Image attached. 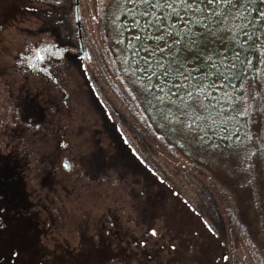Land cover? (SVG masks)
<instances>
[{
    "label": "rangeland",
    "instance_id": "374dc122",
    "mask_svg": "<svg viewBox=\"0 0 264 264\" xmlns=\"http://www.w3.org/2000/svg\"><path fill=\"white\" fill-rule=\"evenodd\" d=\"M110 1L78 0L85 56L55 69L64 105L16 63L76 43L75 0H0V264H255L242 237L224 261L196 208L208 182L133 109L104 42Z\"/></svg>",
    "mask_w": 264,
    "mask_h": 264
},
{
    "label": "trees",
    "instance_id": "16d2710c",
    "mask_svg": "<svg viewBox=\"0 0 264 264\" xmlns=\"http://www.w3.org/2000/svg\"><path fill=\"white\" fill-rule=\"evenodd\" d=\"M156 4L110 1L103 36L117 79L148 133L208 182L196 208L224 261L242 237L264 264V0Z\"/></svg>",
    "mask_w": 264,
    "mask_h": 264
},
{
    "label": "flooded vegetation",
    "instance_id": "af4514ba",
    "mask_svg": "<svg viewBox=\"0 0 264 264\" xmlns=\"http://www.w3.org/2000/svg\"><path fill=\"white\" fill-rule=\"evenodd\" d=\"M82 40L83 39H81L82 47L80 46L78 34L76 43L72 45H64L61 41L56 43L42 41L41 43L31 47L30 50H25L20 53V62L16 63L17 69L19 70L21 68L23 74L26 76L28 73H34V75H39L41 78L52 83L56 89L58 88V91L62 93L63 104L65 105V98L67 95L64 89L58 83V73H56L55 69L57 67H62L61 64L67 60V56L72 59L77 57H80L81 59L84 58L85 51ZM51 129L54 130L52 127ZM54 134L58 136L59 140L55 145V153H52L54 156L53 158L56 159V157L60 158L62 155L61 146L63 145L64 141L60 136L63 134V128L58 129V131L54 132Z\"/></svg>",
    "mask_w": 264,
    "mask_h": 264
},
{
    "label": "snow or ice",
    "instance_id": "6c2138e0",
    "mask_svg": "<svg viewBox=\"0 0 264 264\" xmlns=\"http://www.w3.org/2000/svg\"><path fill=\"white\" fill-rule=\"evenodd\" d=\"M144 3H149L150 0H143ZM176 2L181 3L184 5V7H192L193 5H195L197 3V0H191V3H189V0H176ZM200 3H203V0H200ZM209 4H216V5H220V4H230L231 0H208ZM157 7H159V0H157ZM166 7H172L171 4H165ZM145 15H147V13H145ZM65 167H70V165H65ZM156 231L153 229L152 230V235H156ZM174 247V245H173Z\"/></svg>",
    "mask_w": 264,
    "mask_h": 264
},
{
    "label": "water",
    "instance_id": "95a60500",
    "mask_svg": "<svg viewBox=\"0 0 264 264\" xmlns=\"http://www.w3.org/2000/svg\"><path fill=\"white\" fill-rule=\"evenodd\" d=\"M74 19L76 22V28H77V34H78V39L80 41V46L82 47L81 43V24H80V12H79V5H78V0H75V5H74ZM63 165H68L66 161H64Z\"/></svg>",
    "mask_w": 264,
    "mask_h": 264
}]
</instances>
